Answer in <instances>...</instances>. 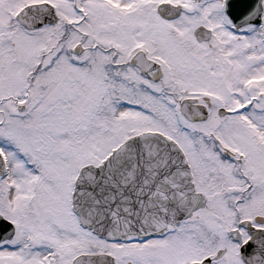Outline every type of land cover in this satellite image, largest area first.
Segmentation results:
<instances>
[{
	"label": "snow or ice",
	"instance_id": "6c2138e0",
	"mask_svg": "<svg viewBox=\"0 0 264 264\" xmlns=\"http://www.w3.org/2000/svg\"><path fill=\"white\" fill-rule=\"evenodd\" d=\"M0 264H264V0H0Z\"/></svg>",
	"mask_w": 264,
	"mask_h": 264
}]
</instances>
